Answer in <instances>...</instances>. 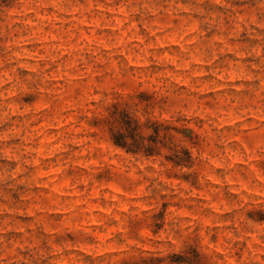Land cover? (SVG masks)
Masks as SVG:
<instances>
[{
  "label": "clouds",
  "instance_id": "9594fccd",
  "mask_svg": "<svg viewBox=\"0 0 264 264\" xmlns=\"http://www.w3.org/2000/svg\"><path fill=\"white\" fill-rule=\"evenodd\" d=\"M110 6L109 0H16L18 18L28 23L34 20L35 29L25 24L23 31L19 28L6 31L0 26V68L9 64L12 73L11 78L5 77L4 83L10 84L9 94L32 97L28 104L20 101L15 110L10 107L7 94L0 100V125L8 122L6 127H0V161L16 162V167L0 163V185L15 188L25 184L31 189L41 183L35 167L38 158L34 154L35 145L25 148L23 143L32 141L35 136L30 125L55 111L66 98H71L78 84L85 83L73 81L69 72L79 74L83 68L87 75L89 63L99 65L102 73L94 67L99 83L85 84L88 90L77 95L76 104L85 121L91 117L101 120L92 145L100 168H111V160L121 162L112 169L111 179L125 187L122 199L129 208L120 211V204H112L109 196L104 203L107 214L98 213L104 232L109 231L106 221L110 223L112 219L119 221L117 227L125 229L120 239L121 247L127 251L121 255L137 253V264H264V171H257L253 166L254 160H264V0H124L128 16L122 18L129 20V26L131 19H137L151 33L157 21L171 23L179 17L180 31L192 33L193 49L179 60V69L173 68L175 75H170L165 67L154 79L146 78L151 70L131 68L126 55H131L137 64L146 63L148 46L125 45L122 53L118 40H110V50L105 52L86 41L81 46L78 39L76 50L68 57H62L63 49L56 45H41L43 57L35 56L31 61L22 62V58L29 55L23 45L32 42L36 38L34 31L41 32L46 23L56 27L58 17L61 21L65 18L72 21L73 31L66 37L69 43L72 36H78V24L85 15L95 17L101 22L100 26H107L110 21L106 19V10ZM8 11L0 8V16H6ZM209 32L212 35H206ZM241 33L246 34L249 44L237 43ZM134 48H140V54ZM85 52L91 53L87 62ZM228 52L232 53L233 60L221 62L220 58ZM245 57L255 60L242 63ZM13 61L14 67L11 66ZM29 63L32 66L27 74L16 72ZM152 63L166 66L168 62L154 59ZM176 75L183 78L180 83H188L186 88H180ZM220 75L223 80L218 79ZM87 79H91L90 75ZM232 79L241 81L240 89L229 83ZM246 81L252 83L245 85ZM222 89L235 91L228 95ZM142 90L143 98L138 95ZM209 92L213 95L205 97ZM96 96L100 99L92 108L90 101ZM112 104H116L115 109ZM14 111L16 120L12 121ZM201 117L202 120L197 119ZM250 117L255 119L250 120ZM193 121L199 127V131L192 129L193 136L199 137L196 142H190L173 130L172 126L176 125L190 127ZM225 124L231 127L225 128ZM91 132L88 127L82 129V134ZM13 139L22 143L9 146L8 141ZM64 139L65 147L79 143L70 137ZM114 142L137 155L126 156L113 149ZM84 147L90 146L85 144ZM150 149L161 153L159 169L154 167L156 157L147 160L144 157ZM181 149H187L190 159L184 157ZM164 155L174 156L180 161L179 166L171 167L163 161ZM90 158L91 152L84 156L83 149L70 150L62 164L68 168L78 160ZM235 160L247 166L244 176L240 175V167L234 166ZM105 161L109 163L106 165ZM218 166L224 169L222 186L227 185L230 193L226 203L222 196L215 195L219 190L212 189ZM99 170L89 168L73 179L74 187L87 185L80 199L86 201L92 188L103 197L108 185L96 181L95 173ZM171 174L188 175L189 180L173 182L166 178ZM194 187L212 191L220 201V211L226 214L220 215L215 209L205 212L199 205L191 213L182 212L181 209L193 203ZM55 203L67 208V216L59 224L51 225L57 235L89 234L84 224L78 223L83 218L79 207L70 201L62 203L59 198ZM165 203L168 207L162 209ZM207 207H211V201ZM5 210L0 205V212ZM129 221L132 222L130 232L127 231ZM14 227L21 234L17 239L8 240L2 235L7 228L0 226V264H49L50 260L64 264L61 252L68 254L70 248L77 246L61 243L59 248L55 247L54 236L42 220ZM37 229L48 235L42 236ZM94 246L103 248L105 241L97 239ZM176 256L180 257L178 261L174 259ZM96 264H113V261L102 258Z\"/></svg>",
  "mask_w": 264,
  "mask_h": 264
},
{
  "label": "rangeland",
  "instance_id": "374dc122",
  "mask_svg": "<svg viewBox=\"0 0 264 264\" xmlns=\"http://www.w3.org/2000/svg\"><path fill=\"white\" fill-rule=\"evenodd\" d=\"M124 0H109L111 5L106 10V19L110 21L107 26H100V21L95 17H89L85 15L82 22L78 24V36H72L69 43H66V37L69 32H72L70 25L72 21L65 18L63 21L58 17L55 21L56 27L52 24L46 23L41 32H35L36 37L32 42L23 45L24 51L29 55L22 58L23 60L31 61L35 56L44 55V49L41 45L48 47L49 45H56L58 48L63 49L62 57H68L72 51L76 50V41L79 39L81 46H83L84 41L89 45H94L97 48H102L103 51L107 52L110 50L109 41H119L121 46V52L124 53L125 45L135 46L140 45L141 47L148 46L149 57L146 63L137 64L135 59L131 55H126L127 62L131 68H148L150 73L146 78H155L158 73L164 71L167 67L168 73L170 75H175L173 68L179 69V60L184 57V55L193 49L195 41L192 39V33L189 32L184 34L180 31L181 20L179 17L174 18L171 23H164L163 21H157L152 27L151 33L148 29L137 19H131L130 26L129 20L127 18V9L123 7ZM16 0H0V8L8 9L6 16H0V26H2L6 31H11L14 28H19L22 31L25 28V24L29 27L35 29V21H21L19 19V13L15 8ZM7 17H11V20H7ZM31 19V14H29V20ZM7 21V22H6ZM11 24V28H9ZM19 35V33H15ZM27 35V33H25ZM210 36L212 33H206ZM50 37V39H49ZM82 38V39H81ZM238 44H249V39L245 33H241V39L237 42ZM254 43V42H253ZM232 45H229L231 47ZM137 54H140V48H134ZM53 56L55 55L52 53ZM84 60L87 62L91 56V53H83ZM167 61V65L163 64H153V60ZM225 59L228 61L233 60L231 52H228L225 57H221L220 61L223 62ZM255 58L245 57L243 62H254ZM116 67L119 68L120 64L113 59ZM199 57L196 58V63L198 64ZM11 66H15V62H11ZM31 63L27 67L17 68L16 72L19 75L27 74ZM79 67V65L77 66ZM94 67L102 73V69L99 65L93 66L89 63L87 69V75L85 70L80 68L79 74L74 72H69V76L73 81H84V84H78L71 92V98H66L62 105L53 111L51 114L44 116L38 121H34L30 127L35 136L32 141L23 142L24 147L28 148L30 145L34 144V154L38 157L35 161V167L39 174L41 183L29 189L25 184L16 185L15 188H9L7 185H0V205H2L6 210L0 212V226L7 228L6 232L2 235L8 239L19 238L21 232L18 231L14 225H25L33 224L35 220L44 221V227L50 228L54 240L53 245L55 247H60L61 243H68L70 245H77L69 249L68 254H64L63 251L61 255L64 256V264H96V262L112 259L113 264L118 261L119 264H137L139 259L137 253L131 252L128 255H121L122 252L127 251L121 247V235L125 231L122 227H117L119 221L112 219L111 222H107L109 226V231L104 232L103 225L100 223L98 218L99 214H107V210L104 208V203L107 202L106 197L111 196V203H119L120 211H125L129 208L126 200L122 199L125 195V187H121L120 184L112 182V169L120 165L119 160H111V168L105 166L100 168V160L97 159V153L95 148L92 147L95 143V129L100 126L101 120L96 117H91L88 121H85L83 116H81V109L77 107L76 97L77 95H82L88 89L85 84H95L99 83L97 71H94ZM205 69L207 66L205 65ZM90 75L91 79L88 80L87 76ZM11 78L12 73L9 70V64H5L3 68H0V100L8 95V100L10 101V107L14 110L19 107L20 101L28 104L32 97L29 95L20 96L19 93L15 95L9 94L10 84L4 83L5 77ZM183 78L176 75V82L180 84V88H186L188 86L187 82L180 83ZM218 79L223 80V75H220ZM63 83V81H61ZM230 84H235L237 89L241 88V81L237 79H232L229 81ZM245 85H249L252 82L246 81ZM254 86V85H253ZM123 91V90H122ZM226 94L230 95L231 91L235 89H222ZM141 98L144 97L145 93L143 90L138 94ZM213 93L209 92L205 94V97H211ZM17 96L19 99H17ZM99 96H96L90 101L92 108H95ZM207 99L204 103L207 104ZM113 109L116 108V104H112ZM21 111H23L21 109ZM57 112L59 114L57 115ZM91 112V109H89ZM114 114V112L112 113ZM232 118L235 119V113L232 114ZM202 120L203 118H197ZM222 120L224 117L222 116ZM250 120L255 119L250 117ZM16 120V113L13 112L12 121ZM5 125H0V127H6ZM127 123V121H125ZM88 127L92 130L90 135L82 134V129ZM173 130L178 134L184 136L190 142H196L199 137H194L192 129L195 128L199 131V127L196 122L193 121L190 127L176 125L172 126ZM225 128L231 127L230 124H225ZM65 137H70L78 141V144H68L65 147ZM22 142L18 139H13L8 141L9 146L17 145L19 146ZM88 144L90 147H84ZM222 148L223 146H219ZM83 149V155L88 156L91 152V158L88 160H78L74 166L65 168L62 164L63 160L68 159L70 150L79 152ZM113 149H118L123 152L126 156H136L137 153L129 152L127 149L117 144L113 143ZM184 153L186 159H190L189 152L187 149H181ZM9 156L12 155L11 151L8 153ZM161 153L158 149H150L144 153L145 159H150L152 157L157 158V162L154 167L159 169L161 167V162L159 158ZM163 161H166L171 167H178L180 161L174 156L164 155ZM0 163L5 165H11L16 167L15 161L3 160ZM109 161H105L107 165ZM239 166L241 171L240 175L244 176L246 174L247 166L243 164L240 160L234 161V166ZM253 166L257 171H264V160H254ZM89 168L100 169L95 173V179L98 183L107 184L108 187L104 190L103 197L100 193L92 188L88 194V199L82 200L79 197L84 189L87 187L86 184H79L74 187L73 179L79 176L81 173H86ZM217 176L212 182V189L219 190L215 195L222 196L224 202H227V197L230 195L228 192L227 185L222 186L224 169L222 167H217ZM167 179L173 182H187L189 180L188 175L181 177L178 174H171ZM147 179V177L145 178ZM229 180L234 184L235 181L229 177ZM193 203L187 208L181 209L182 212L191 213L192 209L197 207H203L204 211H210L215 209L220 215H225L226 213L220 211V201L215 199L212 191H202L201 189L194 187ZM59 198V201L67 204V202H73L77 207L80 208L83 214L82 221L78 223H83L87 228L88 235L81 233L80 235H75L72 232L63 233L61 235L56 234V229L51 228L52 224H59L67 216V208H61L55 201ZM104 201V202H101ZM211 201V207H207L208 202ZM168 205L165 203L161 205V208H167ZM90 209V211H89ZM154 215L159 216V213H154ZM91 223H88V221ZM129 228L127 231H131L132 222L129 221ZM25 231L27 229H24ZM37 232L42 236H47L48 233L44 232L42 229H37ZM113 232L115 235H113ZM155 235V233H152ZM97 239H103L105 241V246L103 248H98L94 246V241ZM144 251H149L148 246H144ZM219 256V254H218ZM175 261H178L180 257H174ZM49 264H58L52 260Z\"/></svg>",
  "mask_w": 264,
  "mask_h": 264
},
{
  "label": "trees",
  "instance_id": "16d2710c",
  "mask_svg": "<svg viewBox=\"0 0 264 264\" xmlns=\"http://www.w3.org/2000/svg\"><path fill=\"white\" fill-rule=\"evenodd\" d=\"M117 144H119V143H117ZM120 145V144H119Z\"/></svg>",
  "mask_w": 264,
  "mask_h": 264
}]
</instances>
